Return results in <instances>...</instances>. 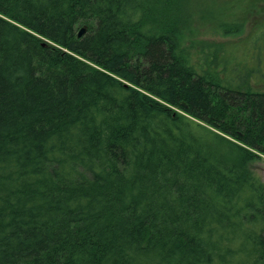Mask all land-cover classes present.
Wrapping results in <instances>:
<instances>
[{"label":"trees","instance_id":"obj_1","mask_svg":"<svg viewBox=\"0 0 264 264\" xmlns=\"http://www.w3.org/2000/svg\"><path fill=\"white\" fill-rule=\"evenodd\" d=\"M189 2L0 0V264H264V22Z\"/></svg>","mask_w":264,"mask_h":264},{"label":"rangeland","instance_id":"obj_2","mask_svg":"<svg viewBox=\"0 0 264 264\" xmlns=\"http://www.w3.org/2000/svg\"><path fill=\"white\" fill-rule=\"evenodd\" d=\"M189 3L190 22L193 28L200 31L198 37L203 41L226 42L242 50L260 24L264 22V0H190ZM223 22L241 23L242 33L237 36H221L218 33L220 30L218 24ZM239 52L241 53L238 51L236 54ZM245 57L248 63H253L250 52ZM262 57L264 59V53ZM261 78L257 77L252 81L254 89L264 90V82ZM257 172L264 181V156L257 163Z\"/></svg>","mask_w":264,"mask_h":264},{"label":"water","instance_id":"obj_3","mask_svg":"<svg viewBox=\"0 0 264 264\" xmlns=\"http://www.w3.org/2000/svg\"><path fill=\"white\" fill-rule=\"evenodd\" d=\"M86 32V27H82L78 32V36H82Z\"/></svg>","mask_w":264,"mask_h":264}]
</instances>
